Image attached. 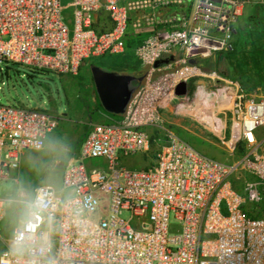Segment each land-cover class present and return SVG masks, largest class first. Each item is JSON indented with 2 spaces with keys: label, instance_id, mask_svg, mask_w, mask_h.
<instances>
[{
  "label": "built area",
  "instance_id": "built-area-1",
  "mask_svg": "<svg viewBox=\"0 0 264 264\" xmlns=\"http://www.w3.org/2000/svg\"><path fill=\"white\" fill-rule=\"evenodd\" d=\"M250 1L0 0V61L35 70L76 74L91 57L123 52L128 34L150 33L136 48L146 70L124 119L86 122L79 162L63 170L60 191L37 185L12 235L0 225V264H264V95L199 65L231 49L233 24ZM169 7L182 16L159 13ZM99 12L107 28L97 26ZM196 78L215 84L218 99L229 97L226 145L242 154L220 161L170 133L151 165H122L120 158L150 146L147 131L126 123L128 116L179 97L174 88L182 81L203 104L210 92ZM56 125L47 110L0 103V179L19 168L27 150L43 149ZM93 159L101 161L85 163ZM14 202L0 197V224Z\"/></svg>",
  "mask_w": 264,
  "mask_h": 264
},
{
  "label": "rangeland",
  "instance_id": "rangeland-1",
  "mask_svg": "<svg viewBox=\"0 0 264 264\" xmlns=\"http://www.w3.org/2000/svg\"><path fill=\"white\" fill-rule=\"evenodd\" d=\"M68 1L61 0V3L66 5ZM63 13L71 26V8L64 9ZM97 15L104 24L109 22L106 13L99 12ZM233 26L236 31L229 41L231 49L218 52V61L215 63L211 62V58L200 60L199 63L205 69L215 67L218 71H226L228 77L238 80L246 92L264 95V0L244 3ZM127 43L128 41L125 43L126 51L119 54L87 59L76 74H58L0 61V103L40 108L57 117L54 135L43 150H27L19 168L7 178L0 179V197L15 199L12 207H8L5 220L0 224L5 225L3 234L6 237L11 236L25 219L24 201L28 198L26 196H31L36 185L50 184L60 191L63 170L79 162L77 153L86 122L89 119H124L125 114L116 118L106 111H102L106 116H101L93 110L97 94L90 65L96 64L105 70L143 76L146 67L136 49L137 45L131 49ZM209 105L213 104H157L139 115H129L126 123L146 130L150 146L147 153L120 158L121 164L135 169L151 165L155 160L154 155L167 143L170 133L176 134L210 157L220 161H234L242 154V149L240 154H231L226 145L228 139H218L213 135L210 137L209 133H214L220 126L214 121ZM214 105L219 113L218 119L227 118L225 126L231 131V104ZM98 161L101 160H87L85 163L94 166ZM62 193L66 196L69 190H62ZM261 205L262 203L259 207ZM246 206L253 207V204L247 202ZM128 215V212L123 213L124 217Z\"/></svg>",
  "mask_w": 264,
  "mask_h": 264
},
{
  "label": "water",
  "instance_id": "water-1",
  "mask_svg": "<svg viewBox=\"0 0 264 264\" xmlns=\"http://www.w3.org/2000/svg\"><path fill=\"white\" fill-rule=\"evenodd\" d=\"M172 59V56L161 58L156 60L154 65L167 63ZM90 72L95 92L103 109L112 114H124L143 76L105 70L96 64L90 65ZM187 90V84L182 81L174 88V94L183 96Z\"/></svg>",
  "mask_w": 264,
  "mask_h": 264
},
{
  "label": "crops",
  "instance_id": "crops-1",
  "mask_svg": "<svg viewBox=\"0 0 264 264\" xmlns=\"http://www.w3.org/2000/svg\"><path fill=\"white\" fill-rule=\"evenodd\" d=\"M188 1H192V0H188ZM161 10V11H160ZM159 10V13L161 14H168V15H171L173 16L174 18H178V17H181L182 16V13L180 12V10L176 7H169V8H161ZM98 14V13H97ZM95 15V21H96V24L98 27H101V28H107L109 25H110V22H108L107 24H104L102 22V20L98 19L99 16L98 15ZM150 37V33L146 30H143L141 32H139L138 34H128V36L126 37V42L127 41H131L132 42V45H140L144 42H146V40ZM126 49V48H125ZM124 49V50H125ZM179 49V48H178ZM126 51V50H125ZM217 58V59H216ZM211 62H216V60L218 61V55L216 54L214 57L211 58ZM214 60V61H213ZM213 63V64H214ZM218 63V62H217ZM200 65V63H199ZM201 67H203L202 65H200ZM204 68V67H203ZM205 69V68H204ZM212 69H215V67H213ZM222 74H225L227 75V72L226 71H220ZM228 76V75H227ZM193 83H203L205 84V88L206 90H208L210 92V94H208L207 97L204 98L203 100V104H213V105H209L210 107V113H212L213 117H214V121L219 124V132L218 130H215L214 133H209L210 134V137L213 135L215 138H218V139H223V138H227L229 135H230V131L228 130V128L225 126L228 121H227V118L225 120H222V118H219L218 119V111H216L214 109L215 105L214 104H230V99L229 97H224V96H221L219 99H218V92H215L214 94L211 93L212 90H216L214 88V85L215 84H212L210 82H208L206 79L204 78H196L195 80H193ZM195 88L194 86L191 84L190 87H189V91L187 93L186 96H182V97H174V98H170L168 99L167 101H164L162 102L161 104H200L202 105L201 101H200V98L202 97V95L200 96V94H198L197 92L194 91ZM213 121V120H212ZM54 133L53 131L50 132L47 137H46V140H45V145L46 143L49 142V139L53 137ZM208 136V135H207ZM209 137V136H208ZM43 150V149H41ZM40 151V150H39ZM213 158V157H212ZM25 159V155L22 157V160ZM21 160V161H22ZM37 186V185H36ZM35 186V187H36ZM34 187V188H35ZM34 191V190H33ZM33 195V193L31 194V196ZM24 196H26V194H24ZM30 196V197H31ZM28 198H30L29 196H26ZM9 207H12L11 205H9Z\"/></svg>",
  "mask_w": 264,
  "mask_h": 264
},
{
  "label": "trees",
  "instance_id": "trees-1",
  "mask_svg": "<svg viewBox=\"0 0 264 264\" xmlns=\"http://www.w3.org/2000/svg\"><path fill=\"white\" fill-rule=\"evenodd\" d=\"M127 46H128L129 48L132 49L134 45H132V42H131V41H128ZM93 110H95V111H96L98 114H100L101 116H106V115H104L105 113H103V112H105V110H104L103 107L101 106L100 101H99L97 95H96V106L94 107ZM102 111H103V112H102ZM106 112H107V111H106ZM111 114H112V113H111ZM112 115H114L116 118H120V116H122V114H112ZM83 136H84V134H83ZM241 149H242V148H241ZM242 150H243V149H242ZM154 158H155V155H154ZM232 184H233V186H234L237 190L241 191V185H240L239 183L236 184V181H233ZM263 206H264V200H263V202H262L261 207H263ZM261 207H260V208H261ZM248 214H249V215H253V214H250V213H248ZM258 215H259V214H258Z\"/></svg>",
  "mask_w": 264,
  "mask_h": 264
}]
</instances>
